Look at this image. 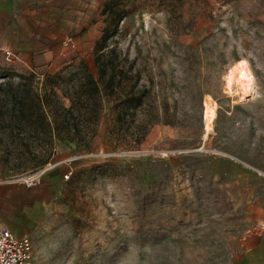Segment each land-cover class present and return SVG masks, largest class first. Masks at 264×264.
<instances>
[{
    "label": "rangeland",
    "instance_id": "obj_1",
    "mask_svg": "<svg viewBox=\"0 0 264 264\" xmlns=\"http://www.w3.org/2000/svg\"><path fill=\"white\" fill-rule=\"evenodd\" d=\"M249 1L92 0L93 25L110 33L106 51L115 50L131 84L148 91L129 117L161 122L129 148L124 134H114L117 112L105 98L89 145L54 138L49 160L39 162L41 152L28 156L26 145L0 143L4 181H25L67 161L55 191L45 194L35 264H239L244 238L261 227L264 211V146L247 145L245 137L251 112L259 128L256 99L264 85V25L251 19L260 14L251 16ZM112 2L123 14L114 34L117 17L101 16ZM5 50L0 82L4 75L17 80ZM91 59L99 78L96 51ZM240 62L256 85V94L242 100L228 89ZM41 84L44 94L49 86ZM206 94L219 103L208 136ZM42 174L37 185L45 188Z\"/></svg>",
    "mask_w": 264,
    "mask_h": 264
},
{
    "label": "crops",
    "instance_id": "obj_2",
    "mask_svg": "<svg viewBox=\"0 0 264 264\" xmlns=\"http://www.w3.org/2000/svg\"><path fill=\"white\" fill-rule=\"evenodd\" d=\"M69 1L72 4H63ZM91 2L92 0H0V48L12 50L17 58L8 62L12 69L7 70L13 74H34L43 84L51 73L57 74L85 62L93 75L91 58L93 52L95 58L96 42L102 38L103 31L99 34L93 25ZM247 5L251 16L256 15L259 9L260 16L251 19L264 25V0H250ZM69 34L74 35L77 46L75 49L62 42ZM256 101L262 106L259 128L256 125L257 114L251 112L246 118V144L252 147L260 143L264 146V85L261 96ZM253 103L252 100L246 104V108ZM261 151L264 152V149ZM58 160H62V157H58ZM58 163V166L46 171L45 188L37 184L29 186L24 180L16 179L0 183L2 226L18 235L29 236L33 243L36 241L45 194L50 195L55 191L58 181L62 179L61 165L67 161ZM261 218V227L244 238V254L239 264H264V211L261 212Z\"/></svg>",
    "mask_w": 264,
    "mask_h": 264
},
{
    "label": "trees",
    "instance_id": "obj_3",
    "mask_svg": "<svg viewBox=\"0 0 264 264\" xmlns=\"http://www.w3.org/2000/svg\"><path fill=\"white\" fill-rule=\"evenodd\" d=\"M113 2L106 4L101 16L117 17L114 34L123 14L117 11V4ZM103 35L95 50L99 78L91 74L85 62H80L69 67L70 70L48 75L44 84L49 88L41 94L34 74H12L17 80L8 75L2 77L0 143L26 145L23 154L28 156L41 152L47 159H40L39 162L49 160L54 138L76 145H89L98 134L105 112V98L114 104L117 112L114 134L116 131L124 134L129 148L140 145L146 139L150 129L161 120L145 118L135 124V120L129 117V113L143 106L148 91L131 84L133 76L120 67L116 51H106L109 30Z\"/></svg>",
    "mask_w": 264,
    "mask_h": 264
},
{
    "label": "built area",
    "instance_id": "obj_4",
    "mask_svg": "<svg viewBox=\"0 0 264 264\" xmlns=\"http://www.w3.org/2000/svg\"><path fill=\"white\" fill-rule=\"evenodd\" d=\"M67 43L72 48L76 47L74 38L68 39ZM4 55L8 62H13L16 59L15 54L11 50H5ZM46 171L43 170L41 174H44ZM65 179H69L68 174L65 175ZM2 182L4 180L0 171V183ZM39 182L40 178L25 181L29 186H34ZM35 254L36 248L29 236L18 235L0 224V264H35Z\"/></svg>",
    "mask_w": 264,
    "mask_h": 264
},
{
    "label": "bare ground",
    "instance_id": "obj_5",
    "mask_svg": "<svg viewBox=\"0 0 264 264\" xmlns=\"http://www.w3.org/2000/svg\"><path fill=\"white\" fill-rule=\"evenodd\" d=\"M228 89L230 92L237 94L241 100L256 94V85L254 83L253 74L246 62L238 63L235 73L229 77ZM203 106L205 134L208 136L214 130L215 123L217 122L219 103L210 94H206ZM40 174L41 173H38L29 179H39ZM29 179H26L25 181Z\"/></svg>",
    "mask_w": 264,
    "mask_h": 264
}]
</instances>
